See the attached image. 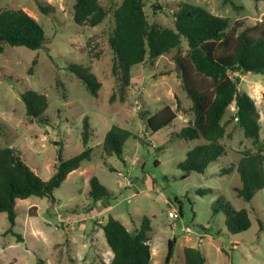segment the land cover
Wrapping results in <instances>:
<instances>
[{
    "label": "rangeland",
    "instance_id": "1",
    "mask_svg": "<svg viewBox=\"0 0 264 264\" xmlns=\"http://www.w3.org/2000/svg\"><path fill=\"white\" fill-rule=\"evenodd\" d=\"M37 1L48 8L46 13ZM75 1L0 0V11L24 10L42 25L47 38L37 50L6 44L0 53V148L18 150L34 173L47 181L55 173L59 148L65 160L84 150L81 131L85 117H89L93 133L88 145L91 159L83 161L53 191V201L36 196L17 199L12 232H8L7 214L0 213V264H37L39 259L45 264H110L113 253L101 228L109 216L130 232L139 229L144 217L149 218L150 264H163L171 241L174 253L170 264H185L186 247L200 249L205 264H264V188L246 202L237 196L241 187L237 171L220 173L258 149L236 121L230 120L234 104L223 119L226 156L211 163L204 173H184L177 165L189 150L204 143L203 139L171 140V134L193 119L192 101L183 90L176 61L186 56L187 41L153 63L146 60L133 66L122 102L112 74L114 54L109 38L115 28L114 13L123 0H99L107 15L95 27L74 23ZM143 1L149 24L172 28L173 13L185 2L228 18L232 25L258 26L255 36L264 31V0ZM70 65L86 67L97 77L102 84L98 98L71 73ZM240 77L239 90L255 100L259 111V143L264 144V76L248 73ZM26 90L47 97L46 124L26 116L20 97ZM165 106H170L177 118L159 132L147 130L140 111L152 115ZM115 125L132 134L124 145L123 161L117 156L105 157L103 152L105 135ZM91 176L113 196L94 202L88 194ZM200 189L209 192L201 195ZM218 198L235 210L246 209L251 227L230 234L224 212L213 215ZM170 213L177 217L170 218Z\"/></svg>",
    "mask_w": 264,
    "mask_h": 264
},
{
    "label": "trees",
    "instance_id": "2",
    "mask_svg": "<svg viewBox=\"0 0 264 264\" xmlns=\"http://www.w3.org/2000/svg\"><path fill=\"white\" fill-rule=\"evenodd\" d=\"M37 5L42 12H47L48 8L42 2L37 1ZM144 6L143 0H123L114 13L115 28L109 38V45L114 54L112 74L118 82L120 100L125 101L133 66L146 60L153 63L160 56L180 47L185 39L188 52L185 57H177L176 61L181 68L179 78L183 90L192 101L193 119L171 134V140L203 139L204 143L189 150L185 160L177 167L186 174L192 171L204 173L211 163L226 156V147L222 143V139L227 136L223 119L228 108L234 104L235 114L230 120L236 121L245 138L252 139L258 149L255 153H246L236 165H229L221 169L220 173L224 175L236 170L241 180L237 196L246 202L251 201L256 192L264 188V144L259 143L260 114L255 100L246 92H241L239 84L240 76L248 73L264 76V31L255 36L258 26L242 28V22L232 25L228 18L185 2H180L173 13L172 28L149 24ZM106 15L107 11L99 0L75 1L73 20L78 26L95 27ZM46 41L42 25L24 10L0 11V53L6 44L37 50ZM69 70L84 84L92 97L98 98L102 84L88 68L70 65ZM231 74H238V77L232 78ZM20 97L26 116L32 122L42 125L48 122L44 116L48 108L45 95L26 90ZM139 116L146 129L155 133L170 126L177 118V113L170 106H165L152 115L140 111ZM92 136L90 119L85 117L81 131L84 150L65 160L62 148H59L55 173L47 181L34 173L18 150L0 148V213L7 214L10 224L8 232H12L16 225V200L36 196L50 197L53 201V191L83 161L91 159L92 150L88 145ZM130 137L132 134L129 131L113 126L104 138L105 157L117 156L123 161V148ZM108 169L114 170L110 166ZM197 192L204 195L209 190L200 189ZM88 194L94 202L113 196L96 176L89 179ZM220 211L225 214V224L230 234H239L251 227L246 209L235 210L228 202L218 198L213 206V215ZM101 228L113 253L110 264H150L149 218L144 217L135 232H130L112 216ZM261 229H264L262 223ZM173 253L174 243L171 241L163 264H170ZM184 259L185 264L206 263L202 251L194 247L184 249ZM37 264L45 263L39 259Z\"/></svg>",
    "mask_w": 264,
    "mask_h": 264
},
{
    "label": "built area",
    "instance_id": "3",
    "mask_svg": "<svg viewBox=\"0 0 264 264\" xmlns=\"http://www.w3.org/2000/svg\"><path fill=\"white\" fill-rule=\"evenodd\" d=\"M169 217H170V218H176L177 215H176V214H173V213H170V214H169Z\"/></svg>",
    "mask_w": 264,
    "mask_h": 264
},
{
    "label": "water",
    "instance_id": "4",
    "mask_svg": "<svg viewBox=\"0 0 264 264\" xmlns=\"http://www.w3.org/2000/svg\"><path fill=\"white\" fill-rule=\"evenodd\" d=\"M179 72V69L177 68V73Z\"/></svg>",
    "mask_w": 264,
    "mask_h": 264
},
{
    "label": "crops",
    "instance_id": "5",
    "mask_svg": "<svg viewBox=\"0 0 264 264\" xmlns=\"http://www.w3.org/2000/svg\"><path fill=\"white\" fill-rule=\"evenodd\" d=\"M72 173V172H71Z\"/></svg>",
    "mask_w": 264,
    "mask_h": 264
}]
</instances>
